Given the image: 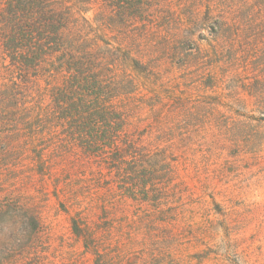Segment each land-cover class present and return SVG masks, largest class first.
I'll return each instance as SVG.
<instances>
[{"label": "rangeland", "instance_id": "obj_1", "mask_svg": "<svg viewBox=\"0 0 264 264\" xmlns=\"http://www.w3.org/2000/svg\"><path fill=\"white\" fill-rule=\"evenodd\" d=\"M63 1L59 53L27 67L0 0V264H264V0ZM74 68L128 150L53 117Z\"/></svg>", "mask_w": 264, "mask_h": 264}, {"label": "trees", "instance_id": "obj_2", "mask_svg": "<svg viewBox=\"0 0 264 264\" xmlns=\"http://www.w3.org/2000/svg\"><path fill=\"white\" fill-rule=\"evenodd\" d=\"M5 5L2 11V17L6 19L2 23L3 45L12 59L18 56L23 66L36 67L47 55L59 53L61 31L66 26L61 8L66 6L65 1L7 0ZM62 59L60 63L64 64ZM74 59L69 61L71 65L77 64ZM73 67L68 69L73 70ZM243 67H248L247 62ZM74 70L62 84L52 89L53 117L59 123L67 122L74 129L73 144L91 154L105 155L113 147L128 150L132 143L123 142L126 125L123 112L108 107L109 99L106 100L101 79L98 76L85 78L79 69Z\"/></svg>", "mask_w": 264, "mask_h": 264}]
</instances>
